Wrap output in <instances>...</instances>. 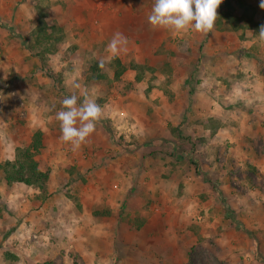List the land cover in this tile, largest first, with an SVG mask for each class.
<instances>
[{
	"label": "rangeland",
	"instance_id": "rangeland-1",
	"mask_svg": "<svg viewBox=\"0 0 264 264\" xmlns=\"http://www.w3.org/2000/svg\"><path fill=\"white\" fill-rule=\"evenodd\" d=\"M45 3L48 0H0V121H12L11 130L0 125V137L6 131L0 143L9 152L26 147L27 104L31 97L32 104L39 102L26 92L29 57L38 58L42 68L60 70V76L47 75L61 108L64 98L74 94L82 103L85 93L102 107L116 85L78 92V84L66 80L73 78L68 74L76 67L66 56L76 48L49 42L54 32L46 23L51 12L40 7ZM260 3L223 0L220 13L230 10L240 24L245 17L264 26ZM153 5L154 0H139L127 18L121 17V25L130 32L134 28L129 27L138 23L135 37L129 39L135 42L129 59L108 57L107 53L100 55L104 57L100 62L95 58L78 61V70H84L82 78L92 82L98 79V71L115 72L117 58L125 68L122 74L126 70L134 73L118 77L121 86L115 94L137 106L126 104L118 123L108 120L105 128L111 133V146L142 148L135 157L141 159L142 167L149 163V175L159 179L154 181L152 200L156 213L163 214L156 183L168 185L171 201L167 210L174 204V215L158 220L155 227L168 231L167 243L186 246L184 259L175 264H264V40L253 30L231 31L228 23L215 25L208 35L154 27L148 22ZM26 21L35 25L34 29L26 27ZM155 37L160 44H153L156 49L152 53L150 40ZM140 48L144 58L136 60L134 55ZM96 51L99 55L102 48ZM137 76L139 82L129 86ZM140 103L142 107H138ZM50 104L47 101L45 107ZM7 131L11 139H7ZM85 183H68L52 190L80 208ZM13 191L10 199L0 194L8 218L2 231L0 228V264H87L86 252L81 250V243L86 250V242L71 236L68 229L74 221L66 220L67 225L61 228L64 231L31 226L26 209L38 210L46 200L37 199L35 190L33 196L27 195L18 185ZM47 191L50 194L48 187ZM109 214L107 210L94 211L92 223L108 222ZM58 218L56 212L52 219L57 223ZM116 222L136 229L140 219L126 215Z\"/></svg>",
	"mask_w": 264,
	"mask_h": 264
},
{
	"label": "crops",
	"instance_id": "crops-1",
	"mask_svg": "<svg viewBox=\"0 0 264 264\" xmlns=\"http://www.w3.org/2000/svg\"><path fill=\"white\" fill-rule=\"evenodd\" d=\"M138 1L53 0V4L48 0L47 4L40 6L44 7L43 12L52 14V17H48L50 21H46L54 32L53 36L48 37L49 42L76 48L73 54L66 56L71 62L76 63V67H73V71H69L68 74L73 78L70 80L66 77V80L77 83L78 92H90L93 87L100 89L106 84H116L111 91V99H106V102L102 104V119L96 124L95 131L78 150L73 151L71 144L62 141L59 121L56 119L55 112L62 108L57 105V99L55 100L57 91L52 86L53 81L48 79L47 72L49 75L60 76V70L54 69L53 71L50 68L47 70L46 67H40L38 58L29 57L26 59V92L29 95L32 94L37 101L39 100L36 104H32L31 97L27 104L29 118L26 121V146L30 144L34 132L42 133V148L36 159L39 167L49 172L47 187L51 190L50 196L41 208L38 210L29 209V211L26 209V221L31 226L52 227L53 230L66 226V220L74 221L68 229L71 236L80 239L82 237L86 242V250L83 248L85 243H81V250L86 252L87 264H175L183 260V253L187 252L186 246L176 247L172 243H167L168 231L155 227L158 220L168 219L172 217V214L174 215L172 210L175 209V206L173 204V209L167 210L170 208L171 201L167 192L168 185L164 186L163 182L156 183V186H160L161 196L158 202L163 207V214L156 213L158 211L154 209L156 206L152 200L156 194L154 181L159 179L154 174L150 173L149 175V163L142 167L141 159L138 160L135 157L141 153L142 148L126 149L111 146V133L106 130L105 123L108 120H113V122L115 120V124H117L121 116L124 115L121 108H125L127 105H134V107L137 105L134 102L127 104L124 98L119 99L120 96L115 94L121 85L119 79L114 77V71H98L95 73L96 76H99L98 79L96 77L95 81L86 82L81 73L84 70H78L80 69L78 61L86 60L87 62L95 58L100 62L104 60V57L100 58V55L107 53L108 57H127L129 59L133 54L135 44L129 39L135 37L138 23L137 26L129 27L136 29L135 32L134 29L130 32L121 25V17H126L128 12H133ZM27 8L32 12L33 9L30 6ZM123 23H125L124 20ZM26 27L34 29L35 25L26 21ZM117 32L127 38V43L119 54L113 56L107 51V46L114 33ZM153 35L154 33H151L150 36L153 38ZM155 39L150 40L152 53L156 49L153 44H160L156 37ZM99 48H102V53L96 55L94 52H97L96 50ZM138 51L134 55L136 60L142 59L141 53H144L141 48ZM129 71L126 70L123 74L127 75L128 73V76H134V73L131 75L132 72L129 74ZM133 80L134 78L129 79V81ZM68 81L67 87L70 85ZM61 82L66 85L65 80ZM175 84L176 82L173 81L171 84L173 88ZM44 93L45 95H42ZM47 101L51 102L49 108L45 107ZM78 103L81 102L78 101ZM142 106V103L138 105V107ZM41 108L43 110H40ZM137 115L135 114L136 117ZM2 124L7 125L4 129L9 127L11 130L12 121L7 120L5 123L0 121V125ZM3 134H6V131L2 133L3 138L0 137V139H4ZM7 134V139L9 137L11 139L12 136H9L11 132ZM113 139H115L114 136ZM1 144L0 162L13 160L15 150L9 152ZM81 181H86V183L85 186H82L83 193L79 197L80 208H77L65 195L53 193L52 189L63 188L68 183L76 185ZM106 183H108V190L105 191ZM14 185H18L21 190L25 188L27 195L32 193L33 196L35 193L32 187L16 183L7 185L2 180L0 181V194L4 193L6 198L10 199L14 194ZM1 201L3 202V199L0 196V228L2 231L4 228L2 223L8 222V218ZM27 202H29L28 199ZM104 210L110 213L108 222L94 225L92 219L95 216L92 213ZM56 212L60 216L57 223L56 219H52ZM126 215L130 219H140L136 229L123 227L120 223L116 225V221ZM101 216L98 215L100 218ZM5 229H9V226L6 225ZM64 230L66 229H61V231Z\"/></svg>",
	"mask_w": 264,
	"mask_h": 264
},
{
	"label": "clouds",
	"instance_id": "clouds-1",
	"mask_svg": "<svg viewBox=\"0 0 264 264\" xmlns=\"http://www.w3.org/2000/svg\"><path fill=\"white\" fill-rule=\"evenodd\" d=\"M223 0H154L148 22L154 27L168 28L176 32H196L208 35L217 20V9ZM260 7L264 9V0ZM259 37L264 40V26ZM127 38L121 33H114L107 46L113 56L119 54L126 45ZM103 109L96 100L86 93L82 103L77 95L62 100V110L56 113L59 121L62 141L71 144L72 150H78L95 131L96 124L102 119Z\"/></svg>",
	"mask_w": 264,
	"mask_h": 264
},
{
	"label": "trees",
	"instance_id": "trees-1",
	"mask_svg": "<svg viewBox=\"0 0 264 264\" xmlns=\"http://www.w3.org/2000/svg\"><path fill=\"white\" fill-rule=\"evenodd\" d=\"M224 5L227 7L230 6L228 1H224ZM217 9V20L215 25L220 27L223 23H228L229 29L231 31H240V30H253L256 33L260 32L263 24L254 23L252 19L242 18V24L240 20H237L232 16V11L227 10L226 12L220 13V7ZM239 24V25H237ZM117 68L114 72V77L118 78L124 71V67L120 65L119 59H115ZM94 68H91L90 71H94ZM139 82V78H135L133 83H130L129 86ZM42 148V133L36 131L33 133L31 142L26 147H17L15 148L14 159L9 161L0 162V181H4L7 185L11 184H22L27 187H32L36 191L35 197L41 201L46 200L49 197L47 191V184L49 180V172L44 171L39 167V163L36 159L37 154ZM103 215H108L107 212L102 213Z\"/></svg>",
	"mask_w": 264,
	"mask_h": 264
}]
</instances>
